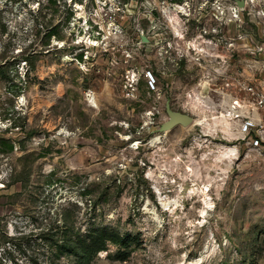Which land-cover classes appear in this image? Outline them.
Returning a JSON list of instances; mask_svg holds the SVG:
<instances>
[{"label":"rangeland","instance_id":"rangeland-1","mask_svg":"<svg viewBox=\"0 0 264 264\" xmlns=\"http://www.w3.org/2000/svg\"><path fill=\"white\" fill-rule=\"evenodd\" d=\"M245 1L0 0V264H51L68 218L128 237L90 264H264V153L227 115L264 65Z\"/></svg>","mask_w":264,"mask_h":264},{"label":"trees","instance_id":"trees-1","mask_svg":"<svg viewBox=\"0 0 264 264\" xmlns=\"http://www.w3.org/2000/svg\"><path fill=\"white\" fill-rule=\"evenodd\" d=\"M179 2L181 0H171ZM82 58V55H79ZM2 141V140H1ZM9 148H13L10 145ZM71 219L56 224L50 237L53 251L51 264H90L102 250H108L111 244L125 248L129 245L128 237L122 238L113 228L91 224L85 230L80 229ZM120 259H125L126 251L118 250Z\"/></svg>","mask_w":264,"mask_h":264},{"label":"built area","instance_id":"built-area-1","mask_svg":"<svg viewBox=\"0 0 264 264\" xmlns=\"http://www.w3.org/2000/svg\"><path fill=\"white\" fill-rule=\"evenodd\" d=\"M242 89L249 98L232 99L227 115L239 134L238 138L264 153V65L257 83L244 84Z\"/></svg>","mask_w":264,"mask_h":264},{"label":"water","instance_id":"water-1","mask_svg":"<svg viewBox=\"0 0 264 264\" xmlns=\"http://www.w3.org/2000/svg\"><path fill=\"white\" fill-rule=\"evenodd\" d=\"M244 3H245L244 0H238V4L240 6H243ZM168 115H169L168 124L170 125H175L178 123L187 124L193 120V117L190 114L182 111L170 109L168 110Z\"/></svg>","mask_w":264,"mask_h":264}]
</instances>
